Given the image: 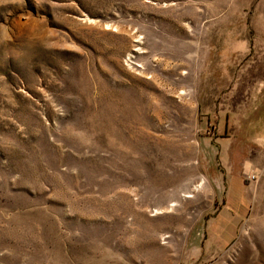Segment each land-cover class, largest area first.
Segmentation results:
<instances>
[{"label":"rangeland","instance_id":"374dc122","mask_svg":"<svg viewBox=\"0 0 264 264\" xmlns=\"http://www.w3.org/2000/svg\"><path fill=\"white\" fill-rule=\"evenodd\" d=\"M0 264H264V0H0Z\"/></svg>","mask_w":264,"mask_h":264},{"label":"crops","instance_id":"0c3cea01","mask_svg":"<svg viewBox=\"0 0 264 264\" xmlns=\"http://www.w3.org/2000/svg\"><path fill=\"white\" fill-rule=\"evenodd\" d=\"M242 187H240L241 195L243 192V189L241 190ZM237 193L238 192L236 191L233 192L232 195L234 199L232 200L227 199V204H226L228 208L231 206L232 208H235L236 210L235 209L234 210L236 211V213H233L231 211L233 214L231 213L230 215V212L227 211V214H224V217L222 215V217L220 218V219H225V222H230V227L225 228V232H224L225 234L235 235L237 233L238 226L245 219V213L248 210V201L243 200L242 198L239 201L238 198L235 197L237 196ZM215 218H217V216Z\"/></svg>","mask_w":264,"mask_h":264},{"label":"bare ground","instance_id":"6f19581e","mask_svg":"<svg viewBox=\"0 0 264 264\" xmlns=\"http://www.w3.org/2000/svg\"><path fill=\"white\" fill-rule=\"evenodd\" d=\"M207 179L205 177L201 178V180L199 181V184H197L194 188L195 191H201L203 189L207 188Z\"/></svg>","mask_w":264,"mask_h":264},{"label":"built area","instance_id":"2783aa9c","mask_svg":"<svg viewBox=\"0 0 264 264\" xmlns=\"http://www.w3.org/2000/svg\"><path fill=\"white\" fill-rule=\"evenodd\" d=\"M253 178H255V175L254 176H252Z\"/></svg>","mask_w":264,"mask_h":264}]
</instances>
